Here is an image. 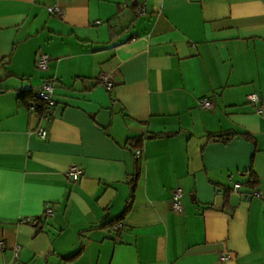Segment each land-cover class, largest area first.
<instances>
[{
    "label": "crops",
    "instance_id": "1",
    "mask_svg": "<svg viewBox=\"0 0 264 264\" xmlns=\"http://www.w3.org/2000/svg\"><path fill=\"white\" fill-rule=\"evenodd\" d=\"M1 61L0 264H264V0H0Z\"/></svg>",
    "mask_w": 264,
    "mask_h": 264
},
{
    "label": "built area",
    "instance_id": "2",
    "mask_svg": "<svg viewBox=\"0 0 264 264\" xmlns=\"http://www.w3.org/2000/svg\"><path fill=\"white\" fill-rule=\"evenodd\" d=\"M145 7H142V10L144 11ZM49 11L56 13V14H63V9L61 6L59 5H54L49 7ZM49 60H50V55L41 51L39 53L38 59H37V66L39 69L41 70H47L48 69V65H49ZM100 81L104 83L105 87L107 90H111L114 86L113 81L110 78V75L108 73H104L101 75L100 77ZM36 96L39 100H42L45 103L46 106V110H45V114L42 116V118L44 119H49L50 115L53 112V108L54 105L56 103L55 99H54V82L51 79L46 80L41 87L36 91ZM247 100L255 105L260 104L261 103V97L258 93H250L247 96ZM201 106L203 108L209 109L212 107V102L207 100V99H203L201 100ZM30 109L34 112H36V106L35 105H31ZM262 107L258 108L259 112H262ZM36 133L42 138V139H46L48 136V131L46 128L44 127H40L38 129H36ZM142 154V152L140 150H138L136 152L137 157H140ZM83 169L78 166V165H71L69 167V169L66 172L67 177L76 182L80 179V177L83 175ZM242 190V185L240 183H235L233 186V191L235 193H240ZM251 195H256V196H261V193L259 191H254L253 194ZM182 196H183V189L181 187H177L173 190L172 193V209L175 212H182L183 211V204H182ZM250 195H247V198H249ZM47 214H52L53 213V209L51 207L47 208L46 210ZM22 222H31V218H23L21 220ZM116 228H120V224H117ZM230 255L229 254H223L221 255V260L227 259Z\"/></svg>",
    "mask_w": 264,
    "mask_h": 264
},
{
    "label": "trees",
    "instance_id": "3",
    "mask_svg": "<svg viewBox=\"0 0 264 264\" xmlns=\"http://www.w3.org/2000/svg\"><path fill=\"white\" fill-rule=\"evenodd\" d=\"M0 64H3V62L1 61ZM19 97L21 99H23L24 101L27 102V106L30 107L31 105H35L36 106V112L39 114V116H43L45 114V110H46V106L45 103L42 100H39L36 96V92L33 90H29V89H22L19 90ZM232 135H222V136H216L215 139H219V140H229L231 139ZM136 161L139 162V157L136 158ZM138 175H139V170H137V173L135 174L134 179L132 180V184H131V195L129 197V202L127 203V206L125 208V210L123 211V213L119 216L118 220L116 222H119L120 220H122V218L129 212L130 207H131V198L133 197V190H134V186L137 183V179H138ZM256 182V178L255 176H253V178L251 179V182ZM114 222V224L116 223Z\"/></svg>",
    "mask_w": 264,
    "mask_h": 264
}]
</instances>
